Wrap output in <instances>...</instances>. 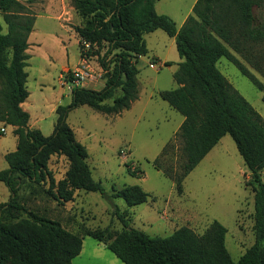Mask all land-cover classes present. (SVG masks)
I'll list each match as a JSON object with an SVG mask.
<instances>
[{
  "label": "trees",
  "instance_id": "trees-1",
  "mask_svg": "<svg viewBox=\"0 0 264 264\" xmlns=\"http://www.w3.org/2000/svg\"><path fill=\"white\" fill-rule=\"evenodd\" d=\"M157 1L72 0L81 19L75 27L81 57H91L85 53V45L97 49L93 56L104 72L105 85L99 91L73 88L71 104L57 108L54 132L45 136L30 127V114L22 107L30 96L27 51L37 19L31 11L34 0H0V17L7 26L5 33L0 22V123L14 127L18 139L17 149L5 155L8 168L0 171V182L10 192L9 201L0 204V264H73L85 237L106 245L124 264H264V118L218 68L219 60L226 58L258 90H264V84L236 56L264 78V20L255 13L263 7V0H197L180 28L170 16L157 12ZM157 30L175 39L181 58L174 74L178 87L158 95L184 117L175 141L181 144L185 163L180 172L173 167L162 169L159 159L167 155L169 143L154 166L181 195L190 173L226 135L232 136L251 172L246 185L254 194L255 243L238 261L227 249L228 231L219 221L203 234L184 226L163 238L132 228L122 214L124 230L119 234L105 229L81 236L19 203L22 180L36 186L48 184L46 194L60 205L74 201L77 191L104 193L102 183L93 177L88 149L67 122L68 114L80 106L105 115L130 110L140 95L139 59L150 56L145 36ZM118 91L121 94L116 96ZM3 133L0 129V135ZM54 156H63L69 163L58 181L49 168ZM115 196L129 207L148 203L151 198L140 186L126 187Z\"/></svg>",
  "mask_w": 264,
  "mask_h": 264
},
{
  "label": "rangeland",
  "instance_id": "rangeland-1",
  "mask_svg": "<svg viewBox=\"0 0 264 264\" xmlns=\"http://www.w3.org/2000/svg\"><path fill=\"white\" fill-rule=\"evenodd\" d=\"M196 1L158 0L155 7L159 14L170 16L180 27L184 18L192 13ZM56 10L63 15L61 21L57 20ZM31 11L37 19L29 39L33 44L29 50L31 78L27 83L31 96L25 107L32 112L34 120L40 122L43 134L49 136L57 123V102L60 106H69L76 85L102 90L104 72L98 58L93 56L96 48L85 45V53H90L91 57H81L79 36L75 32L81 19L73 9L72 0H34ZM255 13L259 20H264V4L256 8ZM0 22L6 33L7 26L1 17ZM157 33L147 37L150 56L141 57L138 63L141 104L120 115H105L88 106H80L68 114L67 122L77 140L88 149L89 166L94 179L102 183L104 193L77 191L74 201L60 205L46 194L48 184L36 186L22 180L19 203L27 211L58 221L81 236L88 231L105 229L113 235L119 234L124 230L119 218L122 214L132 228L163 238L184 226L203 234L214 221H219L228 231L227 249L233 260L238 261L255 243L254 194L246 185L251 181V172L232 136L226 135L190 173L181 195L163 171L154 166L169 143L171 148L167 155L159 159L162 169L173 167L180 172L185 163L181 144L175 141L184 117L158 95L159 91L177 87L174 74L179 65L175 60L180 56L176 44H172L174 40L162 30ZM154 55L173 63L160 67ZM236 56L264 84L263 76L238 54ZM83 60L89 65L85 67ZM218 68L264 118V90H258L226 58L218 62ZM82 71L86 72L84 79L76 76ZM72 76L77 80H72ZM120 94L118 91L116 96ZM1 128L6 129V135L2 136L11 143L9 150L13 152L16 136L10 126L0 123ZM128 167L140 173L131 174ZM49 168L58 181L65 176L69 163L63 156H54ZM262 173L264 180V170ZM129 186H140L150 193L148 203L129 207L115 196ZM19 215L27 217L23 212ZM8 220L13 219L8 217ZM83 248L73 264H124L91 237H85Z\"/></svg>",
  "mask_w": 264,
  "mask_h": 264
},
{
  "label": "crops",
  "instance_id": "crops-1",
  "mask_svg": "<svg viewBox=\"0 0 264 264\" xmlns=\"http://www.w3.org/2000/svg\"><path fill=\"white\" fill-rule=\"evenodd\" d=\"M195 5V4H194ZM193 9V8H192ZM53 11H54V9H52ZM56 12L58 13V16H57V20H62V17H63V15H62V13L60 12V11H58V10H56ZM192 14V13H191ZM188 16L189 15H187L185 18H184V20H183V22H182V24H181V26L184 24V22L186 21V19L188 18ZM180 26V27H181ZM179 27V28H180ZM34 31H35V26H34ZM160 30H157V31H155V32H153V33H150V34H148V35H146L145 36V38H146V42H147V37L148 36H151V35H155V34H158L157 32H159ZM30 39V38H29ZM173 40H174V42H175V39L174 38H172ZM29 44H30V47H29V49H28V51H27V54L29 55V57H30V59H29V61H28V63H29V66H28V68H27V72H28V81L30 80V73H29V70H30V66H31V55H30V53H29V50L31 49V47H32V43L29 41ZM172 44H176V42L175 43H173V41H172ZM147 45H148V42H147ZM155 60H156V64H158L160 67H162V66H165V64L166 63H170L171 65H172V61L171 60H168L167 58H163V59H161L160 58V56H158V55H154V57H153ZM140 60H141V58H140ZM139 60V61H140ZM221 60V59H220ZM219 60V61H220ZM176 61V63H177V65H179L180 64V62H181V59L179 58L178 60H175ZM83 62H84V65H85V67L87 66V65H89V63L86 61V60H83ZM148 65H151L150 64V62L148 63ZM152 66V65H151ZM151 68H155V67H151ZM69 69H72V68H70L69 67ZM139 69L141 70V68L139 67ZM179 69V68H178ZM177 69V70H178ZM177 70H176V72H177ZM176 83V82H175ZM28 85V84H27ZM177 85V84H176ZM43 86H45V85H43ZM177 87H178V85H177ZM176 87V88H177ZM176 88H174V89H176ZM163 91V90H162ZM160 92V91H159ZM31 96V95H30ZM30 96H29V98H30ZM29 98L26 100V102L25 103H23L22 104V107H23V109L25 110V111H27L29 114H30V127L31 128H34V129H39V130H41L42 131V126H41V124H40V122H38V120H34V118H33V114H32V112L30 111V110H28V109H26V104H27V102H28V100H29ZM150 99L152 98V95L149 97ZM141 101H142V98H141V94L139 95V99L132 105V107H131V109L130 110H133L134 108H135V106H137V104L139 105V104H141ZM58 104H57V107H59L60 105H59V102H57ZM59 105V106H58ZM130 110H128V111H130ZM183 121H184V119L181 121V123H180V125H179V128L181 127V125H182V123H183ZM11 128H12V130L14 131V127H12V126H10ZM179 128H178V130H179ZM1 130H3L4 131V135H6V133H7V131H6V129L5 128H1ZM178 130H177V132H178ZM54 132V131H53ZM176 132V133H177ZM42 133H43V131H42ZM52 135V134H51ZM46 136V135H45ZM50 136V135H49ZM16 139H17V137H16ZM15 139V142H14V144H13V148H11V149H14L15 147V150L17 149V145H18V139L16 140ZM9 147H11V143H9V141H7L6 140V138L5 137H3L2 135H0V171L1 170H5V169H7L8 168V164H7V162H6V160H5V155L6 154H8V153H10L12 150H9ZM15 150H13V151H15ZM210 154V153H209ZM208 154V155H209ZM7 164V165H6ZM2 185H4L5 186V184L4 183H2V182H0V204L1 203H6V202H8L9 201V199H10V192H9V190H8V188L5 186V187H2ZM84 243H85V238H84ZM101 244V243H100ZM84 245V244H83ZM101 246L102 247H104V248H106V249H108L104 244H101ZM84 249V248H83ZM83 253V250H82V252H81V254ZM81 254L79 255V256H81ZM78 256V257H79ZM76 259V258H75Z\"/></svg>",
  "mask_w": 264,
  "mask_h": 264
},
{
  "label": "built area",
  "instance_id": "built-area-1",
  "mask_svg": "<svg viewBox=\"0 0 264 264\" xmlns=\"http://www.w3.org/2000/svg\"><path fill=\"white\" fill-rule=\"evenodd\" d=\"M88 46V45H87ZM85 74H86V72H83L82 71V74L81 75H76V76H78V77H80L81 79H84L85 78ZM73 77V76H72ZM73 80L74 81H76L77 79H74V77H73ZM75 87H83V86H80V85H76V86H74L73 88H75ZM73 90V89H72ZM3 131V130H2ZM4 132V131H3Z\"/></svg>",
  "mask_w": 264,
  "mask_h": 264
}]
</instances>
